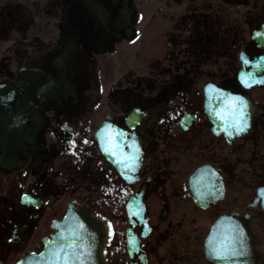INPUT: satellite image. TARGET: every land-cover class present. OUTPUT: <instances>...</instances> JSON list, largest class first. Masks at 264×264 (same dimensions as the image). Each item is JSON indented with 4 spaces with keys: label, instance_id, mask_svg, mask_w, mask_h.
<instances>
[{
    "label": "flooded vegetation",
    "instance_id": "af4514ba",
    "mask_svg": "<svg viewBox=\"0 0 264 264\" xmlns=\"http://www.w3.org/2000/svg\"><path fill=\"white\" fill-rule=\"evenodd\" d=\"M0 90V264L72 203L104 264H212L235 213L264 264V0H0Z\"/></svg>",
    "mask_w": 264,
    "mask_h": 264
},
{
    "label": "water",
    "instance_id": "95a60500",
    "mask_svg": "<svg viewBox=\"0 0 264 264\" xmlns=\"http://www.w3.org/2000/svg\"><path fill=\"white\" fill-rule=\"evenodd\" d=\"M262 193L263 189L259 190ZM57 226L58 232L46 242L45 251L29 253L19 264H66L68 257L67 264H103L101 253L107 231L101 217L71 205ZM205 251L213 264H258L248 216L220 217L210 230Z\"/></svg>",
    "mask_w": 264,
    "mask_h": 264
},
{
    "label": "snow or ice",
    "instance_id": "6c2138e0",
    "mask_svg": "<svg viewBox=\"0 0 264 264\" xmlns=\"http://www.w3.org/2000/svg\"><path fill=\"white\" fill-rule=\"evenodd\" d=\"M243 130H244V129H243L242 127H238V128H237V131H243ZM229 135H231V133H229ZM137 151H138V150H137ZM130 159L135 160L136 157L133 156V157H131ZM81 227H83V226H81ZM67 259H70V257L66 258V264H67Z\"/></svg>",
    "mask_w": 264,
    "mask_h": 264
}]
</instances>
